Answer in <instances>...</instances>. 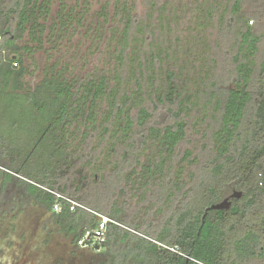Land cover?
<instances>
[{
    "label": "trees",
    "instance_id": "obj_1",
    "mask_svg": "<svg viewBox=\"0 0 264 264\" xmlns=\"http://www.w3.org/2000/svg\"><path fill=\"white\" fill-rule=\"evenodd\" d=\"M173 1L143 0L147 9L140 17L135 0H106L102 10L110 2L114 7L108 29L115 40L109 76L80 81L68 79L62 70L52 71L25 90V68L13 62L22 63L20 49L30 47L16 41L25 31L39 40L44 27L39 18L49 11L48 2L0 0V107L12 110L19 103L20 125L26 126L30 144L0 163V195L11 185L12 172L27 178L26 192L51 211L75 243L96 227V211L71 208L72 199L48 183L56 182L62 166L71 163L69 128L111 134L131 150L125 161L133 164L137 179L150 182L160 176V191L166 194L172 178L165 173L173 155L181 152L187 130L182 114L194 112L209 127L203 145L208 155L196 172L199 179L182 194L160 237L123 227L117 207L106 212L110 221L100 244L108 256L105 264H264V0H191L199 31L196 42L205 45L209 58L195 78L188 65L168 62L174 52L168 41L179 37L175 33L181 24L171 14ZM56 18L63 27L69 17L59 12ZM220 50L226 61L221 68ZM158 109H166L171 120L151 125ZM149 139L157 145L158 157L143 163L141 151ZM191 155L184 150L182 159ZM233 190L241 196L230 198L228 208L206 211Z\"/></svg>",
    "mask_w": 264,
    "mask_h": 264
},
{
    "label": "rangeland",
    "instance_id": "obj_2",
    "mask_svg": "<svg viewBox=\"0 0 264 264\" xmlns=\"http://www.w3.org/2000/svg\"><path fill=\"white\" fill-rule=\"evenodd\" d=\"M45 1L48 2L49 11L39 18V22L44 25L38 36L39 40H32L25 31L16 41L21 47H30L20 49L22 63L13 62L14 67L22 65L25 68L22 76L24 89L33 88L42 81L46 73L52 71L62 70L68 79L80 81L84 78H98L101 74L109 76L115 43L108 31L114 22L112 2L102 12L106 0ZM190 2L191 0H174V6L170 9L171 14H174L173 18L178 19L181 24L179 32L175 33L179 37L173 36L168 41L175 52L171 51L168 62H177L178 66L188 65L189 75L195 78L199 76L200 69L205 70L209 58L204 50L205 45L196 42L199 31L195 30V12L191 9ZM135 4L136 14L142 17L147 9L143 0H135ZM59 12L69 17L63 27L59 26L56 18ZM4 55L16 58L8 52ZM218 60V66L223 67L226 61L221 50ZM18 105V102L14 103L12 110L0 107V163L8 160L10 152L18 154L21 149L24 152L30 146L25 139L26 126L20 125L22 112ZM182 115L187 121V130L179 146L181 152L173 155L171 168L165 173L166 176L171 174L172 178L168 193L160 191V176L150 182L137 179L132 171L133 164L131 165L130 160L128 163L125 161L131 150L123 148L126 145L121 141H116L111 134L101 130L95 132L83 127L76 130L74 126L66 134L68 151L73 156L71 163L62 166L61 177L56 182L48 183L56 188V192L74 200L80 207L96 211L97 225L89 229L90 232L97 228L102 216H107L106 212H112V207H117L123 227L136 234L160 237L162 225L178 206L182 194L199 179L196 172L208 155V148L203 147L208 142L207 119L201 120L194 112H184ZM170 120L171 115L166 109H158L151 125L160 126L157 123L163 125ZM127 141L130 142L131 138ZM16 146L18 149H14ZM187 149L192 155L183 160L182 153ZM156 156L158 157L157 145L149 139L142 147L140 159L146 163L153 161ZM193 157L197 160L192 164L189 159ZM120 172L121 177H118ZM12 174L11 185L0 195V264L108 262L107 254L98 248L72 243L71 236H66L55 223L51 211H47L26 192L23 180L28 179L15 172ZM171 192L175 194L171 195ZM54 210L58 211L59 206Z\"/></svg>",
    "mask_w": 264,
    "mask_h": 264
},
{
    "label": "built area",
    "instance_id": "obj_3",
    "mask_svg": "<svg viewBox=\"0 0 264 264\" xmlns=\"http://www.w3.org/2000/svg\"><path fill=\"white\" fill-rule=\"evenodd\" d=\"M71 203H72L71 208H73V206H79L73 201H71ZM58 206H59L58 204H55L53 208L57 209ZM108 221H110V218H108L107 216H102L101 221L97 226V228L91 232L86 231L85 234L77 242L88 246L100 245L105 239L106 224Z\"/></svg>",
    "mask_w": 264,
    "mask_h": 264
},
{
    "label": "water",
    "instance_id": "obj_4",
    "mask_svg": "<svg viewBox=\"0 0 264 264\" xmlns=\"http://www.w3.org/2000/svg\"><path fill=\"white\" fill-rule=\"evenodd\" d=\"M14 57V56H13ZM241 196V191H238V190H233V192L223 198L222 200L218 201V202H215V203H212L210 204L207 208H206V211L209 210V209H226L228 208L230 205H231V200L230 198H238ZM205 211V212H206ZM205 215V214H204ZM204 217V216H203ZM95 248H98V246L96 245Z\"/></svg>",
    "mask_w": 264,
    "mask_h": 264
},
{
    "label": "flooded vegetation",
    "instance_id": "obj_5",
    "mask_svg": "<svg viewBox=\"0 0 264 264\" xmlns=\"http://www.w3.org/2000/svg\"><path fill=\"white\" fill-rule=\"evenodd\" d=\"M76 243V242H75ZM98 246V249L100 250V245H97ZM95 247V246H94ZM95 249H97V248H95Z\"/></svg>",
    "mask_w": 264,
    "mask_h": 264
}]
</instances>
